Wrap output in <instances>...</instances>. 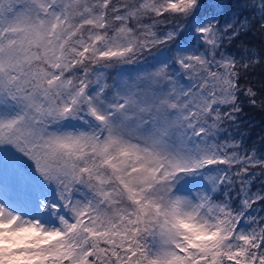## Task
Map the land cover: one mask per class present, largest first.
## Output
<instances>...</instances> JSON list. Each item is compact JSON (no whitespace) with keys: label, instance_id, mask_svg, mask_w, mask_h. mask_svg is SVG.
I'll list each match as a JSON object with an SVG mask.
<instances>
[{"label":"snow or ice","instance_id":"6c2138e0","mask_svg":"<svg viewBox=\"0 0 264 264\" xmlns=\"http://www.w3.org/2000/svg\"><path fill=\"white\" fill-rule=\"evenodd\" d=\"M0 264H264V0H0Z\"/></svg>","mask_w":264,"mask_h":264},{"label":"trees","instance_id":"16d2710c","mask_svg":"<svg viewBox=\"0 0 264 264\" xmlns=\"http://www.w3.org/2000/svg\"><path fill=\"white\" fill-rule=\"evenodd\" d=\"M252 115L255 116L257 122L260 120V115L258 113H252Z\"/></svg>","mask_w":264,"mask_h":264}]
</instances>
